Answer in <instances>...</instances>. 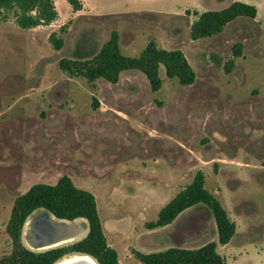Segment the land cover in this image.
<instances>
[{
	"label": "rangeland",
	"instance_id": "obj_1",
	"mask_svg": "<svg viewBox=\"0 0 264 264\" xmlns=\"http://www.w3.org/2000/svg\"><path fill=\"white\" fill-rule=\"evenodd\" d=\"M161 1L158 8L173 15L93 18L83 33L78 20L48 36L44 28H18L12 12L0 11V258L11 250L6 224L15 199L34 184L53 186L65 175L94 195L120 264H140L132 250H195L210 242L226 264H264V0L198 3L199 14L247 3L258 17L238 18L221 34L196 41L190 39L195 11L174 16L192 0ZM114 30L124 56L137 57L149 41L182 51L195 82L180 86L161 66L162 86L152 92L137 71L111 85L59 70L62 59H91ZM52 33L64 41L59 51L48 40ZM238 44L241 56L226 74ZM198 170L236 223L225 246L199 208L184 211L165 229L145 228ZM55 220L64 223L56 234L65 241L56 247L87 234L82 220ZM22 242L36 252L49 250L36 248L24 229Z\"/></svg>",
	"mask_w": 264,
	"mask_h": 264
},
{
	"label": "trees",
	"instance_id": "obj_2",
	"mask_svg": "<svg viewBox=\"0 0 264 264\" xmlns=\"http://www.w3.org/2000/svg\"><path fill=\"white\" fill-rule=\"evenodd\" d=\"M65 1L74 12L82 9L80 0ZM0 11L12 12L16 26L23 30L48 26L57 18L54 0H0ZM194 15L196 19L190 27V39L196 41L221 34L228 24L238 18L255 20L257 9L247 3L233 2L222 10H209L201 14L194 12ZM64 28L60 27V31ZM48 40L56 51L64 46L63 39L55 33L50 34ZM241 48V44L236 45L233 58L225 63L226 74L233 69L235 58L241 56ZM161 66L166 78L176 79L180 86H191L195 82L196 74L182 51L165 50L154 41H149L137 57L124 56L120 52L119 34L116 31L111 32L110 38L91 59H62L58 63L59 70L70 78H83L89 83L103 80L116 85L121 73L137 71L145 76L152 92H158L162 86L159 77ZM190 208H199L213 220L221 246L232 240L237 230L236 223L230 219L216 196L206 189L201 170L161 208L156 221L146 223L145 228L152 231L169 226ZM40 210L49 212L57 220H85L86 236L68 246L41 252L27 248L22 242L23 229L29 217ZM6 234L11 250L0 258V264H57L73 256H87L96 264H120L116 250L108 244L104 235L94 195L77 188L65 175L53 186L37 183L18 196L6 224ZM216 248V243L210 242L195 250L169 248L148 254L136 250L131 253L140 264H226Z\"/></svg>",
	"mask_w": 264,
	"mask_h": 264
},
{
	"label": "crops",
	"instance_id": "obj_3",
	"mask_svg": "<svg viewBox=\"0 0 264 264\" xmlns=\"http://www.w3.org/2000/svg\"><path fill=\"white\" fill-rule=\"evenodd\" d=\"M204 0H192L189 6H185L181 12L174 16H182L184 12L187 11H197L195 5L198 3L203 2ZM82 3V9L74 12L68 3L65 0H54V5L57 11V18L54 22H52L48 26H39L34 29H30L31 33H35L41 28L45 29V34L48 36V32L53 30L54 32L62 26L66 24L69 26L68 30H70L73 24L80 20L81 22V29L82 33L88 30V19H100L104 17H127V16H138L142 14H163V15H173L170 14L168 10L160 9L162 6L161 0H80ZM160 7V8H158ZM205 7V6H204ZM62 9L63 14H61L60 10ZM204 8L203 12L208 11ZM257 9V8H256ZM201 11V12H202ZM257 17H258V10H257ZM48 30V31H47ZM115 31V30H114ZM87 32V31H86ZM117 32V31H116ZM119 40L120 39V31ZM106 42V41H105ZM163 49V48H162ZM136 71H127L123 73H127L129 75L134 74ZM121 73V76L123 75ZM187 211V210H186ZM184 213L180 214L178 218H181ZM177 218V219H178ZM176 219V220H177ZM85 222L83 219H78ZM77 221V220H76ZM175 222V221H174ZM173 224V223H172ZM164 229L167 228L163 227ZM229 244V243H228ZM112 247V245H111Z\"/></svg>",
	"mask_w": 264,
	"mask_h": 264
},
{
	"label": "water",
	"instance_id": "obj_4",
	"mask_svg": "<svg viewBox=\"0 0 264 264\" xmlns=\"http://www.w3.org/2000/svg\"><path fill=\"white\" fill-rule=\"evenodd\" d=\"M51 217L53 216L49 212L43 211L33 217L31 221V235L33 237L34 246L38 249L53 246L64 241V238H60L56 234L57 228L64 226V223L58 224L49 222ZM59 221L66 222L64 220Z\"/></svg>",
	"mask_w": 264,
	"mask_h": 264
},
{
	"label": "bare ground",
	"instance_id": "obj_5",
	"mask_svg": "<svg viewBox=\"0 0 264 264\" xmlns=\"http://www.w3.org/2000/svg\"><path fill=\"white\" fill-rule=\"evenodd\" d=\"M49 222H52V223H58L53 217H51L49 219ZM58 228H61V227H58ZM24 233L25 234H31L32 231H31V221H27L25 227H24ZM75 239V238H73ZM73 241V240H72ZM65 242V241H63ZM63 242L61 243H58L56 245H53V246H49V247H44L43 249H52V248H55L56 246L62 244ZM57 264H96L91 258L87 257V256H73L70 258V260H62L61 262L57 263Z\"/></svg>",
	"mask_w": 264,
	"mask_h": 264
}]
</instances>
